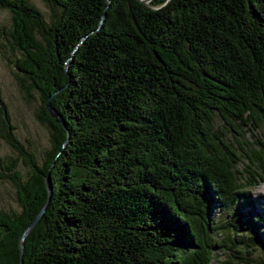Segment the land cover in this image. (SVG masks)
<instances>
[{
    "label": "trees",
    "instance_id": "16d2710c",
    "mask_svg": "<svg viewBox=\"0 0 264 264\" xmlns=\"http://www.w3.org/2000/svg\"><path fill=\"white\" fill-rule=\"evenodd\" d=\"M42 1L0 0L49 135L38 162L0 97V264H264V0Z\"/></svg>",
    "mask_w": 264,
    "mask_h": 264
},
{
    "label": "rangeland",
    "instance_id": "374dc122",
    "mask_svg": "<svg viewBox=\"0 0 264 264\" xmlns=\"http://www.w3.org/2000/svg\"><path fill=\"white\" fill-rule=\"evenodd\" d=\"M49 19V8L42 0H29ZM10 13L8 9L0 7V97L8 112L9 121L14 125L15 136L23 146L33 152L36 160L41 161L43 152L49 147L48 128L36 118V112L41 100L38 92L30 89L29 93L17 83L15 72H19L14 60L22 56V52L14 47L8 35L10 29ZM219 122L215 118L214 124ZM16 156V151L0 138V159L3 161ZM16 168L24 178L28 167L18 158ZM14 186L5 178L0 177V208L6 211L18 210L19 204L15 197ZM247 196L241 199L249 209L264 215V181L254 183L249 187ZM217 210V209H215ZM210 264H222L223 253L215 251Z\"/></svg>",
    "mask_w": 264,
    "mask_h": 264
},
{
    "label": "water",
    "instance_id": "95a60500",
    "mask_svg": "<svg viewBox=\"0 0 264 264\" xmlns=\"http://www.w3.org/2000/svg\"><path fill=\"white\" fill-rule=\"evenodd\" d=\"M142 1H147V0H142ZM45 106L47 111L50 113V115L54 116L55 115V110L54 108L48 103V99H46L45 102ZM64 125V124H63ZM45 185H46V189H47V197L45 199V202L43 203L42 207L39 209V211L37 212V214L34 216V218L24 227V229L21 232V236H20V247L22 248V239L24 234L33 226V224L37 221L38 217L40 216L41 212L44 209L45 204L47 203L48 199H49V195H50V191H51V185L49 182V178L48 175H45ZM21 257L19 259V264H21Z\"/></svg>",
    "mask_w": 264,
    "mask_h": 264
}]
</instances>
